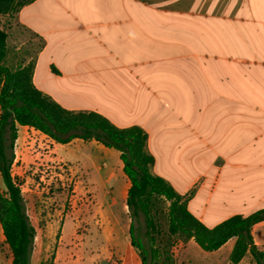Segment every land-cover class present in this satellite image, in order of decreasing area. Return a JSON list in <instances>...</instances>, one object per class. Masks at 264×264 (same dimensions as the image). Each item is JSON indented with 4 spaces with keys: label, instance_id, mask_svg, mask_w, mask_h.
I'll use <instances>...</instances> for the list:
<instances>
[{
    "label": "crops",
    "instance_id": "crops-1",
    "mask_svg": "<svg viewBox=\"0 0 264 264\" xmlns=\"http://www.w3.org/2000/svg\"><path fill=\"white\" fill-rule=\"evenodd\" d=\"M13 21L5 64L28 56L35 86L65 109L141 127L152 174L206 227L264 209V0H35ZM42 135L89 160L127 207L118 151ZM252 236L264 251V221Z\"/></svg>",
    "mask_w": 264,
    "mask_h": 264
},
{
    "label": "trees",
    "instance_id": "trees-1",
    "mask_svg": "<svg viewBox=\"0 0 264 264\" xmlns=\"http://www.w3.org/2000/svg\"><path fill=\"white\" fill-rule=\"evenodd\" d=\"M35 0H0V175L6 191L0 193V225L11 253L12 264H32L36 228L26 214L22 189L12 175L19 126L34 128L59 144L74 139L95 140L120 153L123 172L131 186L126 205L130 212V243L140 250L142 264L156 259L153 232L154 205L163 199L168 206L169 231L194 239L204 251H217L235 238L230 262L239 264L250 254L255 264H264V251L254 242L252 228L264 221V209L248 216L234 215L214 228L206 227L187 209L188 197L180 195L165 179L151 172L154 157L147 151L146 132L139 126L119 128L97 112L69 111L33 83L35 63L12 69L5 64L8 34L2 16L18 12ZM143 218L147 249L136 235L135 221ZM154 263V262H153Z\"/></svg>",
    "mask_w": 264,
    "mask_h": 264
},
{
    "label": "rangeland",
    "instance_id": "rangeland-1",
    "mask_svg": "<svg viewBox=\"0 0 264 264\" xmlns=\"http://www.w3.org/2000/svg\"><path fill=\"white\" fill-rule=\"evenodd\" d=\"M15 13L2 16L5 30L12 28ZM12 43L13 39L10 50ZM23 50H27V44ZM21 59V66L33 61L28 56ZM67 153L41 133L19 129L12 175L22 189L26 214L37 231L32 264H142L140 250L130 243L132 220L128 208L124 209L123 197L115 195L117 185L113 181L111 184L101 181L99 185L90 161ZM109 190L113 193H108ZM5 191L0 175V193ZM113 199V208H109ZM168 206L163 199L155 202L156 259L151 262L149 255V263L232 264L227 251L222 254L204 251L194 239L181 233L172 235ZM120 221L126 224L125 232ZM135 227L137 238L150 249L142 217L135 221ZM0 264H12V253L1 225ZM239 264L255 262L248 254Z\"/></svg>",
    "mask_w": 264,
    "mask_h": 264
},
{
    "label": "bare ground",
    "instance_id": "bare-ground-1",
    "mask_svg": "<svg viewBox=\"0 0 264 264\" xmlns=\"http://www.w3.org/2000/svg\"><path fill=\"white\" fill-rule=\"evenodd\" d=\"M126 186H127V185H126ZM120 193H121V192H120ZM124 195H125V193H124ZM121 196H122V195H121ZM122 197H123V196H122ZM119 199H121V198H119ZM118 202H120V200H119ZM126 208H127V207H124L125 211H126ZM120 223H121L120 225H121L122 231L124 232V229L126 228V224H125V222H121V221H120Z\"/></svg>",
    "mask_w": 264,
    "mask_h": 264
}]
</instances>
